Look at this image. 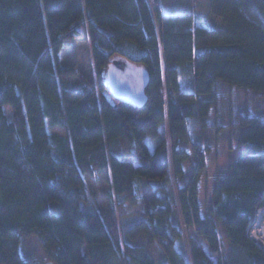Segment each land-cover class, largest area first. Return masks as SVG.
Masks as SVG:
<instances>
[{"label":"trees","instance_id":"16d2710c","mask_svg":"<svg viewBox=\"0 0 264 264\" xmlns=\"http://www.w3.org/2000/svg\"><path fill=\"white\" fill-rule=\"evenodd\" d=\"M209 12L222 27L194 29L151 0H0V264H264L248 235L264 205V105L230 112L243 150L201 198L223 87L264 96V0H209ZM117 57L149 74L141 108L107 88ZM102 172L106 209L87 182ZM126 204L139 210L123 217Z\"/></svg>","mask_w":264,"mask_h":264},{"label":"rangeland","instance_id":"374dc122","mask_svg":"<svg viewBox=\"0 0 264 264\" xmlns=\"http://www.w3.org/2000/svg\"><path fill=\"white\" fill-rule=\"evenodd\" d=\"M152 3L159 4L161 11L164 14H187L190 15L193 19V28L202 29L208 27L220 28L221 20L213 16L209 12V0H151ZM158 23V22H157ZM162 41V40H161ZM197 52H202L204 50L203 46L196 47ZM169 83L166 72L163 75V82L160 88V92L163 96H166ZM191 78L189 75L185 74L180 78V88L179 92L190 93L191 92ZM222 92L225 94V97L220 104L219 111L217 113L211 112L209 117V127L208 131L203 136V143L205 145L208 143L211 146V152L206 155V169L201 173V188L202 195L201 198H206L208 195L212 183L215 177L226 171L229 163L235 158V156L243 150V145L239 141L238 133L236 129H233L230 125L231 116L238 111H242L244 106H248L250 109L264 105V96L257 95L252 92L245 90L223 87ZM53 132L64 134L63 129L55 128L52 129ZM161 137H167V125L164 124L160 128ZM159 139H152L150 137L145 139V142L148 144V147L153 151L154 147L158 143ZM121 146L125 151L127 157L131 156V149L124 138L120 140ZM190 149V147H189ZM134 164H138L137 157L131 158ZM197 158L194 153L191 151L190 160L186 164V179L192 175L193 169L198 167ZM88 185L92 191L93 197L97 201L98 205L102 209L107 208V190L108 183L106 179V173L102 172L97 175L96 178H88ZM138 194H142L145 188L147 187L144 183V180L137 178ZM175 186L174 184L172 185ZM261 207L259 210L263 209ZM139 207L136 205L126 204L123 210L125 216L131 215L133 212H137ZM264 213V212H263ZM255 221L250 227L248 233L249 237L252 236L253 226ZM264 222V214H263ZM183 226V225H182ZM183 229L186 230V227L183 226ZM188 232V231H187ZM255 242L264 245V240H258L251 238ZM198 243L203 247L207 252V245L201 240H197ZM154 243L150 248L149 252L154 257L158 255V247ZM37 249V254L42 257L43 252L38 245H34ZM130 264V263H129Z\"/></svg>","mask_w":264,"mask_h":264},{"label":"water","instance_id":"95a60500","mask_svg":"<svg viewBox=\"0 0 264 264\" xmlns=\"http://www.w3.org/2000/svg\"><path fill=\"white\" fill-rule=\"evenodd\" d=\"M111 96L121 102L141 108L148 101L146 88L149 84L147 70L124 57L111 60L105 76Z\"/></svg>","mask_w":264,"mask_h":264},{"label":"bare ground","instance_id":"6f19581e","mask_svg":"<svg viewBox=\"0 0 264 264\" xmlns=\"http://www.w3.org/2000/svg\"><path fill=\"white\" fill-rule=\"evenodd\" d=\"M264 208L258 210L256 213V222L253 226L252 237L258 240H264V222H263V213Z\"/></svg>","mask_w":264,"mask_h":264},{"label":"built area","instance_id":"2783aa9c","mask_svg":"<svg viewBox=\"0 0 264 264\" xmlns=\"http://www.w3.org/2000/svg\"><path fill=\"white\" fill-rule=\"evenodd\" d=\"M263 206H264V205H263ZM263 206H261V207H263ZM261 207H260V208H261ZM260 208H259V209H260ZM259 209H258V210H259ZM249 231H250V228H249V230H248V233H249ZM250 238H252V236H250Z\"/></svg>","mask_w":264,"mask_h":264}]
</instances>
